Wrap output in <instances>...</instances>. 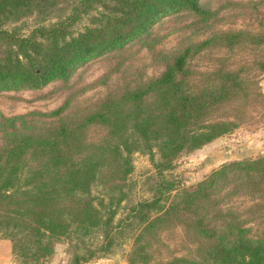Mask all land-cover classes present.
Listing matches in <instances>:
<instances>
[{
	"label": "trees",
	"instance_id": "16d2710c",
	"mask_svg": "<svg viewBox=\"0 0 264 264\" xmlns=\"http://www.w3.org/2000/svg\"><path fill=\"white\" fill-rule=\"evenodd\" d=\"M59 2L0 0V90L38 88L55 79L65 80L89 59L146 34L165 15L182 11L203 19L209 15L199 0H74L68 13L35 24L27 33L6 26L31 14L41 19L54 15L62 10ZM88 12H92L89 23L74 30L79 14ZM237 34H231L232 42ZM212 38L183 47L158 75L105 98L98 109L77 122L60 119L45 133L34 134L15 128L19 115L1 118L8 141L0 146V237L10 240L15 257L30 263L49 256L54 241L70 232L87 236L100 230V249L108 248L112 212L102 218L90 195L93 184L125 177L134 150L151 154L155 147L158 165L169 167L181 152L198 148L235 126L232 120L206 118L210 108L229 94L235 83L233 73L226 72L227 78L217 84L198 88L187 80V59ZM253 42L264 44V28L253 35ZM91 123L106 128L97 141L87 140L82 133ZM263 178L264 154L223 162L172 194L168 193L172 185L157 184L150 199L132 208L143 224L134 237L128 264H264V234L251 236L248 227L231 214L219 224L206 222L200 215L184 220L206 240L204 261L174 256L164 263L154 262L147 242L140 241L155 224L195 211L217 185L229 183L237 190L254 187ZM79 258L75 254L73 264L86 263Z\"/></svg>",
	"mask_w": 264,
	"mask_h": 264
},
{
	"label": "rangeland",
	"instance_id": "374dc122",
	"mask_svg": "<svg viewBox=\"0 0 264 264\" xmlns=\"http://www.w3.org/2000/svg\"><path fill=\"white\" fill-rule=\"evenodd\" d=\"M73 1L60 0L62 10L45 19L31 14L6 26L27 33L35 24L68 13ZM199 4L209 12L205 19L190 11L165 15L146 34L89 59L65 80L55 79L38 88L0 90L2 146L8 141L3 135L2 117L21 116L14 121L15 128L34 134L45 133L60 119L77 122L98 109L105 98L115 97L158 75L165 62L183 47L206 38L213 37L212 42L187 59L188 82L198 88L226 79V72L235 75L229 94L206 115L209 121H234L230 131L181 152L171 166L164 168L158 165L160 156L155 147L151 154L134 150L130 153L131 169L125 177L108 178L92 185V202L102 218L112 212L108 248L100 249V230L87 236L70 232L54 241L51 255L25 263L12 254L10 240L0 237V264H73L75 254L85 264H128L134 237L143 224L132 208L138 201L150 199L157 184L172 185L168 190L172 194L178 188L190 187L223 162L264 154V44L253 42V35L264 28V0H199ZM91 14H79L72 28L77 30L88 24ZM233 33L239 34L232 42ZM61 105L59 112L50 113ZM82 133L87 140L97 141L106 134V128L91 123L83 127ZM209 195L195 211H184L178 219L157 223L142 234L140 241L147 242L152 261L164 263L174 256L204 261L206 240L185 223L197 215L206 222L219 224L223 216L231 214L235 221L248 227L251 236L264 234V178L254 187L237 190L229 183L220 184ZM118 196L121 197L117 201Z\"/></svg>",
	"mask_w": 264,
	"mask_h": 264
}]
</instances>
